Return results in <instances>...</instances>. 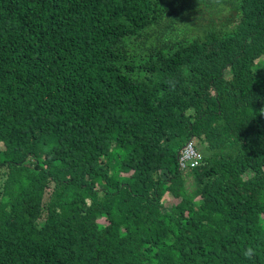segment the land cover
<instances>
[{
    "label": "trees",
    "instance_id": "16d2710c",
    "mask_svg": "<svg viewBox=\"0 0 264 264\" xmlns=\"http://www.w3.org/2000/svg\"><path fill=\"white\" fill-rule=\"evenodd\" d=\"M0 264H264V0H0Z\"/></svg>",
    "mask_w": 264,
    "mask_h": 264
},
{
    "label": "built area",
    "instance_id": "2783aa9c",
    "mask_svg": "<svg viewBox=\"0 0 264 264\" xmlns=\"http://www.w3.org/2000/svg\"><path fill=\"white\" fill-rule=\"evenodd\" d=\"M200 159L201 154L194 148L193 141L191 139L185 141L178 151V167L186 169L187 167L196 165Z\"/></svg>",
    "mask_w": 264,
    "mask_h": 264
},
{
    "label": "rangeland",
    "instance_id": "374dc122",
    "mask_svg": "<svg viewBox=\"0 0 264 264\" xmlns=\"http://www.w3.org/2000/svg\"><path fill=\"white\" fill-rule=\"evenodd\" d=\"M212 2L214 3V5H217V6L220 7L222 13H226L227 12V10H228V0H212ZM195 7L197 8V6H195ZM175 15H176V18L174 20V24L173 25H176L177 27H179V26H181V23L183 22V19L180 18L178 13H176ZM193 142H196L195 138H193ZM189 183H190V180H189V178H187L186 179V184H189ZM50 190H51V186L46 187L45 194H44L45 197L53 194ZM169 203H170V201L165 200L163 202V205L164 206H168ZM100 221H104V219L100 218Z\"/></svg>",
    "mask_w": 264,
    "mask_h": 264
},
{
    "label": "clouds",
    "instance_id": "9594fccd",
    "mask_svg": "<svg viewBox=\"0 0 264 264\" xmlns=\"http://www.w3.org/2000/svg\"><path fill=\"white\" fill-rule=\"evenodd\" d=\"M244 255L246 258L251 259L252 256L254 255V251L252 248H248L245 252Z\"/></svg>",
    "mask_w": 264,
    "mask_h": 264
}]
</instances>
